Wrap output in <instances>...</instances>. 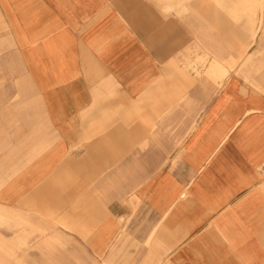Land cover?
Instances as JSON below:
<instances>
[{
	"label": "crops",
	"instance_id": "crops-1",
	"mask_svg": "<svg viewBox=\"0 0 264 264\" xmlns=\"http://www.w3.org/2000/svg\"><path fill=\"white\" fill-rule=\"evenodd\" d=\"M234 59L186 0H0V264H264V91Z\"/></svg>",
	"mask_w": 264,
	"mask_h": 264
},
{
	"label": "rangeland",
	"instance_id": "rangeland-1",
	"mask_svg": "<svg viewBox=\"0 0 264 264\" xmlns=\"http://www.w3.org/2000/svg\"><path fill=\"white\" fill-rule=\"evenodd\" d=\"M242 4L243 0H186L187 8H217L233 20L235 59L223 62L224 68H228L232 71V75L241 77L257 90L264 91V0H249L246 8ZM259 25H262V30L251 43L249 31ZM244 27L249 30H246V41L242 43L243 38L239 32ZM199 64L203 68V76H207L215 83H221L224 80L221 75L211 73V70L215 68V62L196 61L189 64L188 68L194 70Z\"/></svg>",
	"mask_w": 264,
	"mask_h": 264
}]
</instances>
